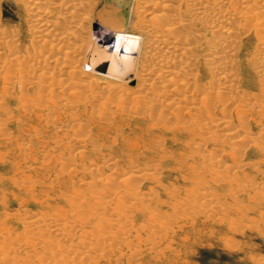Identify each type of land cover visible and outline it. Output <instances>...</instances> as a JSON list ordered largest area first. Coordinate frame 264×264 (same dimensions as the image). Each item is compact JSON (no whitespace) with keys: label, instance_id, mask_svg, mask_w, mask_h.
Instances as JSON below:
<instances>
[{"label":"rangeland","instance_id":"1","mask_svg":"<svg viewBox=\"0 0 264 264\" xmlns=\"http://www.w3.org/2000/svg\"><path fill=\"white\" fill-rule=\"evenodd\" d=\"M138 1L140 0L136 2L135 0H44V2L43 0H39V3H41H37L35 7L40 9L38 10L36 8L37 11H34L35 13L32 15L29 11L30 7L25 3V0H0V29L1 31L5 30L4 33L10 36L12 35V40H16L15 42L12 41V44L21 52L22 56L29 53L30 47L33 44L30 42H34L35 36L40 33L38 32L39 29L34 26L44 20L56 22V19L58 20L57 23H59L57 29L59 32L56 30L57 33L70 35L72 39L75 36L78 38L81 37V39L86 42L93 41L90 37L94 36L93 39L97 41V44L100 43L99 45L105 46L108 49L110 48L115 53L125 52L129 48L127 41L135 36V30L132 24L133 19L136 17L135 14H138L139 18L142 17L141 19L147 20L150 14L156 12V10H152L151 5H146L147 0H141L142 2ZM150 1L152 2L153 0H149L147 3H150ZM185 1L189 3L193 0ZM55 3L57 5H59V3L60 5L65 4L62 5V8L64 6L65 9L63 8L61 11L55 12L52 11L51 8ZM80 4L83 7L82 10L80 9ZM84 4L85 6H83ZM135 5L138 7H136L134 11ZM143 5L149 9L146 10V7L144 8ZM78 7L81 11H79ZM89 9L91 11H89ZM69 10L74 11L77 15L76 18H79L78 21L76 18V20H70L73 24L70 21L62 20L65 18L66 13L70 12ZM144 11L147 12L145 13ZM58 15L63 17L61 18ZM79 15L83 18H80ZM86 15L88 16L86 17ZM84 17L88 18L87 22H89L88 20L90 19L89 24L85 23L86 19H84ZM82 19L85 22H83ZM95 19L98 23L94 21ZM117 20L121 21V24H124L123 21L126 20L125 26L118 29L117 26L119 21L117 22ZM91 21H94V23H92L95 24V26ZM128 22L131 23L128 24ZM110 24V27L107 26ZM60 25L64 26V28H60ZM84 25H87V31L91 30L92 27V32L90 31L91 35L89 34V36H87L84 34L86 31L82 29ZM73 26L75 27L73 28ZM79 26L82 28L80 27V29ZM132 27L133 31H130ZM68 29L70 33L73 34L72 37ZM72 30H74L73 32L75 33L71 32ZM99 30H102V32H99ZM62 31H66L68 34ZM102 33H105V35H102ZM239 34L238 38L241 39L238 46L239 53L237 52L238 58H236V64L238 61L239 65H235L233 68L234 71L232 69H230V71L236 76V86H239L240 89L242 88L245 92L247 91L246 93L243 92L246 96L248 95L247 102L257 103L261 98L260 96L263 95L264 89L259 84V78L249 65V62L251 63L256 57V54H253L256 50L255 37L253 31L246 35H241L239 31ZM74 40L77 41L78 39L74 38ZM25 46L27 49H25ZM26 50L28 52H25ZM201 54H203V52ZM23 57H25V55ZM197 63L201 66L195 63L194 69H197L194 76L195 82L191 85L194 80L190 79L188 80L189 82L187 81L188 83L191 82V87L188 86L190 89L180 86L177 87L178 89L176 91L178 92H171L168 94V98H171L169 101L172 100L171 102L180 104V109H182V111L180 110L181 112H179V115L183 117L179 118V121L184 118L180 121V123L183 122V124L181 123L183 126L176 121V119L178 120V116L175 113V109V111L173 110L174 112L172 109H170V111L171 114L173 112L176 116L171 114L164 115L162 118L165 117V120H161L160 114L162 112L160 113L159 111H161L160 109H163V107L159 106V104L157 105V103L155 104L153 101L152 97L154 93H152V95L149 94V97L146 95L147 97L144 98L147 104L145 102L138 104H141L139 106L140 109L137 103H131V105H129V103H88L87 106V103L82 104L75 102L70 103V105H68L69 103H65L68 107L64 106V103H61L62 107L59 108L53 107L52 104L49 103L50 105L46 108L50 107V109H47V111L49 113L51 111L58 113L51 112L49 115L44 106L45 111L43 110L41 104L37 107L35 106L36 104H32L34 105L33 107L30 105L31 103H27L31 107L26 108L28 107L26 105V107L21 108L22 103L20 104V100H18L16 96L19 94V91L17 88H10L8 85L5 86L6 82L4 83L2 80L5 79L3 76L5 77L6 74L4 75V70H0V129L3 127L5 133L0 135L3 137V135L5 136L7 134L6 137H8H4V140L1 138L2 141H0V235L4 234L5 231V233L7 232L8 234H4L3 236L6 237L7 235L6 239L14 242L15 239L13 241V238H16L15 235L21 237L24 231L22 222L26 221L25 219L28 216H35L34 218L40 216L46 218L58 217V220L61 222L72 223L74 221V216L72 214L74 213L70 205L61 200L57 191L64 190L66 194L68 192V195H70L69 191L72 190L73 185H77V187L79 185V188L82 190H89L91 181L95 182L111 174L115 177L118 173H121L120 170L132 169L133 171H138L140 169L146 172H144V178L135 183V187L137 188H135L137 190H135V193L142 197L140 198L141 200H144L141 201L142 204L140 202L135 204L134 211L131 209L132 212L130 214L132 217H130V219L127 218L124 221H122L123 219L116 221V217L109 214L108 216L111 215L110 218L106 215V218L108 217L107 220H102L103 224H112L110 228H108V231H110L108 233L113 232V234L115 235L116 233L115 236H117L114 244L113 241H109L108 243H111L112 246L114 245L112 253H110V250H112L110 248H112V246H109L110 250L107 248L109 252L105 250L108 254L106 252V255L103 254L104 251H100V254L98 251L90 256H80L81 259L77 258L78 262L76 259H73L74 255H71L69 256L71 261L68 264H71L73 260L75 261L73 264H88L90 263L89 261L92 262L91 264H264V149L262 148L264 147V118L257 115L259 114L257 109L251 110L245 100L241 101L236 99V101L234 100L235 104H233V102H230L227 96L224 95V100L226 99L225 102L224 100H220V103H215L208 100L206 103L205 97H203L205 101H202L203 92H206V95L207 92L211 91L209 95H212L214 98V91L218 89H213V83L212 85L210 84L211 80L213 82L214 79L212 78L213 76H211V72L213 71L212 68H215L213 67L214 65H204L205 63L202 61ZM178 78L182 79V77ZM138 84L139 81L137 80L131 83H125L124 87H127V91L125 92L131 94L135 91ZM199 86L200 90L197 91L201 92V94L197 92L195 93L196 99L194 97L189 102L183 103V101H186L180 98L182 97L180 94L188 96L194 93ZM4 88L8 90L5 91ZM4 91L9 95L6 96ZM179 91H182V93L180 92L179 94ZM220 91L221 89L218 90V92ZM44 93L45 92L38 91L37 89L27 90V95L33 98L34 101L38 100V94L41 95V98H46ZM57 93L59 97L64 96L68 97L70 100H74V98L66 95L67 92ZM147 100L150 101L147 102ZM227 100L231 104H228ZM222 102L223 104H221ZM238 102L241 105L243 104V106ZM142 104H146L145 108ZM154 104L157 105V108L153 107L155 106ZM84 105L88 108H85ZM104 105L113 110L112 116L107 114L108 117L110 116L112 119L103 118ZM245 105L249 109L246 107L244 108ZM39 106L40 108H38ZM147 106L149 107V112L152 111L150 108L152 109L153 107L152 112L154 113H149ZM100 107H102L103 110H101ZM111 107H114V109ZM204 107L205 109H203ZM25 108L27 110H25ZM135 109L136 112L134 111ZM137 109L141 114H137ZM197 109H200V112L201 110L205 111L209 109L208 111L211 115L213 114V116H207L206 113L199 114L200 112H198ZM237 109L239 111V116H237ZM4 110H7V112L4 113ZM122 110L124 112L121 115ZM196 110L198 115L196 114ZM244 111H246V113ZM43 112H45V114ZM146 112L149 113V117ZM243 112L247 115H242ZM157 113L158 116H156ZM46 114L50 116H47L49 119L45 117ZM51 114L54 115L52 116ZM240 115L245 118L247 117L242 122L243 126L240 125L241 122L238 120ZM166 116L172 118L168 117V119ZM71 118L76 120V123L73 125L71 122H67V120L72 121ZM173 118H175V120ZM157 119L160 120L158 121ZM170 119H172V122H170ZM223 120L231 122V128L233 127V129H231L232 131H239H237L239 135L237 136L238 138H233L235 139L234 141H236L234 150L236 151L237 149V153L231 152L233 150L232 144L230 145L232 139L226 140L228 131L225 129L229 128L222 129L223 132H219L217 129L219 127L217 122ZM59 121L65 123L66 126L59 129L61 124L58 123ZM191 121L193 123L194 121L197 122L196 124L206 123V132H199V126H194L191 124ZM161 123H163V125ZM164 123L166 126H164ZM188 126H191V128L188 129ZM244 127H246V129ZM65 128H67L66 131ZM242 128L245 129L243 132ZM208 130H211L210 133L213 132L210 134ZM245 131H247V133ZM223 133L225 134L223 135ZM209 135L211 137L217 135L218 139L215 136V140H212ZM80 137L81 139H86L87 144L78 149L80 150L78 151L75 150L74 145L70 144H74L76 139L79 140ZM222 137H224V139ZM245 138L248 139L246 140ZM250 138L251 141L249 140ZM253 140L256 141L257 145ZM258 144L260 145L258 146ZM70 147L73 149H68ZM229 151L232 153V156L235 153L238 164L243 163L241 166L243 165L242 171H244V173L240 174L239 178L237 177L238 175L236 176L235 174L237 162L233 158L234 156L231 157V155H229ZM80 152L85 156H78ZM224 152L227 153L223 154ZM198 154H202V157L208 156L214 162L208 160V157H204L206 161L201 162L202 157ZM72 156L75 160L77 157L80 158L82 163H80L78 159L79 162L76 161L79 167H71L70 169L68 165ZM95 156H98V158ZM207 160L208 162L210 161L209 164H206ZM218 160H220V162L222 161V163H215ZM93 162L96 167L93 165ZM66 163V173H62V165L65 164L64 166H66ZM79 163L87 167L91 166L101 173L97 174L96 178L92 177L90 173H87L89 169L84 170ZM107 163H110V168L107 167ZM211 164L213 166H211ZM82 169L83 173L79 172ZM76 172L77 174L75 175L74 173ZM216 172H219V174ZM148 173L150 175H148ZM234 174L237 178L234 177ZM91 177L95 178V181L93 179L91 180ZM232 178L233 180H231ZM73 180L76 181V185L73 184L75 182ZM81 185L85 186L81 187ZM203 193H208V196L206 198H201L200 195ZM83 211V217H89L90 211L85 208H83ZM119 223L121 225L123 224L122 226H124L126 230ZM113 226L115 227L114 229ZM143 226H145V230ZM128 228H131L133 231L131 233L127 232ZM135 229L137 231H135ZM121 230H124V232ZM10 234H12V236ZM11 241H8V244L5 245L0 239V248L2 249L4 247L5 251L7 250L6 253H9L8 249L11 248H8V246L9 243H12ZM5 251L3 250L0 252V256H2L1 254ZM34 258L35 257L31 258L33 261L29 258V262L31 264H40L38 263L39 261H35L37 257Z\"/></svg>","mask_w":264,"mask_h":264},{"label":"bare ground","instance_id":"2","mask_svg":"<svg viewBox=\"0 0 264 264\" xmlns=\"http://www.w3.org/2000/svg\"><path fill=\"white\" fill-rule=\"evenodd\" d=\"M136 1L137 0H135V2ZM140 1H138V2H140ZM147 1H149V0H147ZM147 1H146V5L147 6L151 5L152 10H156V12L155 13L153 12L152 14H150L149 18L147 20L141 19L142 17L139 18L138 17L139 15L135 14L136 17L133 19V23H132L134 30H135L134 31L135 36H134V38H132V39L130 38V40L127 41V45L129 48L125 52H116L115 53L110 48L108 49L105 46L99 45L100 44L99 42H98L99 44H97V41L95 39H93L94 36L90 37L93 41L86 42L85 40H82L81 37L78 38L77 36H75V34H74L75 37H73V39H72V38H70V35H63V34L57 33L56 30L58 29L59 23H57L58 20L55 18L56 22L44 20V21L37 23V25L34 22V24L36 26H34V24H33V26L37 27V29H39L38 32H40L41 34L39 33L38 35L35 36L36 37L35 39L33 38L34 42H30L31 44L32 43L33 44L30 47L29 53H26L27 55L24 54L25 57H23L24 55L22 56L21 52L17 48L14 47L15 45L13 46L12 41L15 42L16 40H12V37H11L12 35L10 36L7 33H4L5 30L1 31V29H0V70H4V72H5L4 75L6 74L5 77L2 75L3 78H5L2 81L4 83L6 82V85L5 84L4 85L5 86L8 85V87H10V88H17V90L19 91V94H17L16 96H17V99L20 100V104L22 103L21 108L26 107V105L28 106L26 108H29V107H31L30 105H32V104H36L35 105L36 107L41 104L42 105L41 107L44 106L46 108L48 105H50L49 103H51L53 107L59 108V107H62L61 103H64L63 105L67 106V105H65V103H67V104L69 103L68 105H70V103H75V102L76 103H82V104L87 103L86 104L87 106H88V103H90V104L91 103H100V104L101 103H125V104L129 103V105H131V103H133V104L137 103V105H138L139 103H143V102L146 103V99H144V98H146L147 96L149 97V94L152 95V93H154V95L152 97L153 101L155 102V104L157 103V105L159 104V106L163 107V109L162 108L160 109L161 111H159V109H158V111L160 113L162 112L160 114V116H161L160 118H162L164 115L171 114L170 109H172V111L175 109L176 110L175 113L178 116V120L176 119V121L179 122V124H181V123L183 124V122L180 123V121H182L184 118L179 121V118L183 117V116L179 115V112L182 111V109H180V104L176 103V102H171L172 100L169 101V99H171V98H168V94H170L171 92H173V93L178 92V91H176L178 89L177 87L181 86L183 88H186L188 86L191 87V85H193V83L195 82L194 76H195L196 70H197V69L195 70L194 67L196 64H198L197 62L200 63V61H202L205 63V64L203 63L204 65H208V66L214 65L213 67H215V68H212L213 71L211 70L212 71L211 76H213L212 78H214V79H213V82L211 80L210 84L212 85V83H213V87L211 86L213 89H215V90L221 89V91H222V92L221 91L218 92V90L214 91L215 95H213L214 96V98H213L212 95H209V92L211 93V91L207 92V94L205 95L206 92H203V90H202V92L204 94V95L202 94L203 96L200 95V96H202V101L203 100L205 101V99H203V97H205L206 103L208 102V100L215 102V103H220L221 102L220 100H224V97H225L224 95H226L227 98L230 100V102H233V104H235L234 100L236 101V99H239L241 101L245 100L246 102L248 101V99H247L248 95L246 96V94H244L247 91L245 92V91H243L242 88H241L242 89L241 90L239 86H236V78H235L236 76L233 75L234 73L232 74L230 69H232L234 71L233 68L235 67V65L238 64V61L236 64V58H238L237 52L239 51L238 46L240 44V39H241V38L240 39L238 38L240 35L239 31L241 32V35H246L249 32L252 33V31H253L255 41H256V44L254 43L256 45L255 46L256 50H255V53H253V54L254 55L256 54L255 55L256 57L254 56L255 58L251 61V63L249 62V65L251 66V69H253V71L255 72L256 76L259 78V84L264 89V0H215V1L214 0H193L189 3H187L185 0H153L152 2L150 1V3H147ZM43 2H44V0H43ZM25 3L30 7V9H29L30 13L32 15H34V13L37 11L36 10L37 7H35V6L37 3H39V0H25ZM62 5H65V4L60 5V3H59V5H57L55 3L52 6L51 10L54 12L59 11V10L61 11L63 8L65 9L64 6L62 8ZM137 5L134 6V11L136 10L135 8L138 7ZM83 6H85V4ZM145 7L146 6H144V8ZM69 8H70V5H69ZM78 9H79V7H78ZM80 9L81 10L83 9L82 5H81ZM80 9H79V11H81ZM138 9H140V8H138ZM148 9L146 7V10H148ZM44 11H45V9H44ZM44 11H41V12H44ZM47 11H48V9H47ZM50 11H49V13H50ZM89 11H91V10L89 9ZM141 11L143 12L142 9H141ZM102 12H104V11H102ZM76 16L77 15L74 11H70V12L66 13L65 18L62 20L70 21V20L75 19ZM87 16L88 15H86V17ZM118 16H120V15H118ZM59 17H61V16H59ZM81 17L82 16H80V18ZM86 17H84V19H86L85 20L86 22L83 21V19H82V21L89 24L90 19L88 20L89 22H87L88 18H86ZM78 19H77V21H78ZM37 21H38V19H37ZM67 21H66V23H67ZM94 21L97 22L96 19ZM94 21H91V23L92 22L94 23ZM118 21L119 20H117V22ZM125 22H126V20L123 21L124 24H125ZM129 23H131V22H128V24ZM74 24H76V23H74ZM124 24H121V21H119L118 26H117L118 29L123 28V26H125ZM61 25H60V28L61 27L64 28V26H61ZM79 25H80V23H79ZM93 25L95 26V24H93ZM75 26H78V25H75ZM75 26H73V28ZM84 26H83V28L81 26H79V28L81 27L83 30L88 29L86 27L87 25H84ZM107 26L110 27L111 24L107 25ZM133 27H132V30L130 29V31H133ZM73 28H71V29H73ZM130 28H131V26H130ZM74 30H72L71 32H73ZM83 30H82V32H83ZM91 30H92V27H91ZM91 30H88V31L86 30L85 31L86 33L84 32V34H86L87 36H89V34L91 35V33H90ZM76 31H78V30H76ZM100 31L102 32V30H99V32ZM62 32L65 33L66 31H62ZM68 32H69V34H71L69 29H68ZM73 33H75V32H73ZM129 33L133 34L132 32H129ZM124 34H126V33H124ZM72 35L73 34H71V37H72ZM102 35H105V33H102ZM129 36H130V34H129ZM74 38H77L78 40L75 41ZM25 49H27V47ZM23 50H24V48H23ZM25 52H28V51L26 50ZM202 52H203V54H201ZM199 66H201V65H199ZM237 66H236V68H237ZM194 70H195V72H194ZM235 72H237V71H235ZM238 75H237V78H238ZM178 77H182V79H179ZM190 79L194 80V81L191 80L192 81L191 85H190L191 82L188 83L189 82L188 80H190ZM136 80L139 81V84L136 86L137 88H135V91L132 92L131 94H128L127 92H125V91H127V89H126L127 87L126 86L124 87V84L125 83H131V82L136 81ZM237 84H238V82H237ZM7 88L6 89L4 88V90L7 91L8 90ZM204 88H207V87H204ZM208 88H210V87H208ZM29 89L30 90L31 89L32 90L37 89L38 91L45 92L44 95H46L45 96L46 98L43 99V98H41V95L38 94V96H39V97L37 96L38 100L34 101L33 98H31L29 95H27V90H29ZM197 90H200V86H199V88H197L195 90L194 93H191L188 96L187 95H181L180 92L182 93V91H179L180 96H182L180 98L181 99L183 98V100L186 101V102L183 101V103H187V101L189 102L192 98H194L195 93L198 92ZM5 91H4V94H6ZM57 92H60V93L67 92L66 95L74 98V100H70L68 97H64V96L59 97V94ZM189 92H190V90H189ZM198 93L201 94V92H198ZM185 94H187V93H185ZM7 95H9V94L7 93L6 96ZM16 96H15V99H16ZM258 96H260V95H258ZM260 97L261 98L259 99V101L257 103H254V102L248 103L247 102V105L250 106L251 110L257 109L258 110L257 112L259 113L257 115H260L261 117L264 118V105H263L264 104V91H263V95ZM196 98L197 97H195V99ZM256 98H258V97H256ZM143 100H145V101H143ZM199 100H200V98H199ZM225 100H224V102H225ZM148 101H150V100H147V102ZM153 101H151V102H153ZM241 101H240V103H241ZM23 103L24 104L26 103L25 106ZM27 103H29V104L31 103V104L29 105ZM46 103H48V104H46ZM227 103L231 104V103H229L228 100H227ZM221 104H223V102ZM71 105H73V104H71ZM86 105H84V107L88 108ZM140 105H138V108ZM145 105H143L144 108H145ZM157 105H155V106L152 105V106L157 108ZM204 105H205V103H204ZM214 105H216V104H214ZM32 106L34 107V105H32ZM104 106H102V107H104ZM123 106H124V104H123ZM143 106H141V107H143ZM241 106H243V104ZM44 107H43V110L45 109ZM102 107H100V108H101V110L104 109L103 110V116H104L103 118H107V119L111 118L112 119V117H110V116H112L113 110H111L109 107L107 108L106 106L103 109H102ZM153 107H152V109L150 108V110L153 111ZM231 107H233V106H231ZM245 107L247 109H249L246 105L244 106V108ZM26 108H25V110H27ZM38 108H40V106ZM136 108H137V106H136ZM237 108H239V107H237ZM47 109L49 110L50 107L46 108V111H47ZM112 109H114V107ZM147 109L149 112V107ZM203 109H205V107ZM123 110H122L121 115L125 111V110L124 111ZM197 110H198V112H200V109H197ZM197 110H196V114H197ZM208 110L209 109H207L205 111L201 110V112L199 114L206 113L207 116H209V115H211V113ZM0 111H1V106H0ZM99 111H97V112H99ZM134 111L136 112V109ZM236 111H238V109ZM5 112H7V110L6 111L4 110V113ZM24 112H26V111H24ZM148 112H146V114H148L147 116L149 117V113H151V112H149V113ZM173 112L171 115H175V113H173ZM244 112L246 113V111H244ZM244 112L242 113V115L244 114ZM43 113L45 114V112H43ZM50 113H49V115H50ZM52 113L58 114L57 112H52ZM152 113H154V112H152ZM47 114L45 117L49 116ZM107 114H110V116L108 117ZM137 114H141V112L139 113V110H138ZM180 114H182V113H180ZM242 115H240V118L238 119L241 122L240 125H242L243 124L242 122L244 121V119L247 118V117L245 118ZM244 115L246 116L247 114H244ZM101 116H102V114H101ZM156 116H158V113L156 114ZM200 116H202V115H200ZM211 116H213V114ZM237 116H239V111H238ZM260 116H257V117H260ZM168 117L172 118L170 116H168ZM224 118H228V117H224ZM47 119H49V118L47 117ZM163 119L165 120V117L162 118L161 120H163ZM173 119L175 120V118H173ZM249 119H250V117H249ZM170 120H171L170 122H172V119H170ZM68 121L71 122L72 125L74 123H76L75 119H72V121L67 120V122ZM153 121H154V119H153ZM166 121H167V119H166ZM196 121H197V119H196ZM58 123H61V122L59 121ZM196 123L197 122H195V121H194V123L191 121V124H193L194 126H196V125L199 126V130H200L199 132H206V129H207L206 123H203V124H196ZM230 123L231 122H228L227 120L217 122V125L219 126L217 129L219 132H223L222 129L229 128V129H225L228 131V134L226 135L227 136L226 140L232 139L230 141V145L232 144L231 146H233V150H234L235 149L234 147H236V145H235L236 141H234L235 139H233V138L239 136L238 135L239 131L238 130H237L238 132L236 130L232 131L231 129H233V127L231 128ZM154 124H155V122H154ZM161 124L163 125V123H161ZM182 124H181V126H183ZM156 125H157V123H156ZM185 125H186V123H185ZM64 126H66V125H65V123L62 122L59 126V129H62ZM164 126H166L165 123H164ZM67 128H65V131ZM189 128H191V126H188V129ZM244 128L246 129V127H244ZM244 128H242L243 129L242 132L245 130ZM183 129H184V127H183ZM236 129H237V127H236ZM185 130H186V127H185ZM193 131H195V130H193ZM210 131L208 130V133H210ZM46 132H47V129H46ZM245 132L247 133V131H245ZM2 133H4L3 127H1V129H0V134L2 135ZM224 134L225 133H223V135ZM6 135L5 136L3 135V137L1 136L0 141L4 140V137L8 138V137H6ZM213 136L214 137L216 136V138L218 137L217 135H213ZM214 137L210 136V138H212V140H215ZM224 137H222V138L224 139ZM1 138H3V139L1 140ZM248 138H245V139L247 140ZM80 139H81V137H80ZM80 139L79 140L76 139V142L74 144H72L70 142L71 143L70 145L75 146V147L72 146L75 148V150H78L87 144L86 139H81V140ZM263 139H264V137H263ZM212 140H210V141H212ZM241 140H243V139H241ZM249 140L251 141V138ZM253 141L256 144V141L255 140H253ZM244 144H246V143H244ZM259 145L260 144H258V146ZM69 146H67V147H69ZM262 148L264 149V147H262ZM68 149H73V148L70 147ZM221 149H223V148H221ZM263 149H261V150H263ZM189 150H190V147H189ZM233 150L231 152L237 153V151H238L237 149H236V151L235 150L233 151ZM78 151H80V150H78ZM231 152L229 151V155H231V157L234 156L233 158L236 161L237 157H235L236 156L235 153L232 156ZM193 153H195V152H193ZM226 153L227 152H224L223 154H226ZM81 155H82V152L78 153V156H81ZM205 155H207V154H205ZM82 156L84 157L85 155H82ZM199 156L202 157V154ZM95 157L98 158V156H95ZM204 157L207 158L208 156H204ZM204 157H202L203 159L201 158V160H202L201 162L206 161V158H204ZM71 158L69 160L70 163L68 165L70 167V169H71V167H74V168L79 167L77 165L78 159L80 160V163H82L81 159L78 157L76 159L77 161L75 160V158L73 159V156ZM233 158H231V159H233ZM208 160H211V158H209ZM208 160H207V162H208ZM207 162H206V164H209L210 161L208 163ZM211 162H214V161L211 160ZM236 162H237L236 166L234 165L236 168L235 174H236V176L238 175L237 177L239 178V175L244 173V171H242L243 165L241 166V164H243V163H239L240 164L239 165L238 161H236ZM80 163H79V165H80ZM215 163L220 164V163H222V161L220 162V160H218ZM112 164L115 165L114 163H112ZM64 165H62V167H63L62 171H61L62 173H64V172L66 173L65 169L67 168V163H66V166H64ZM93 165H95V163ZM107 165H108L107 167H109L110 163H107ZM80 166L83 167L84 170L89 169L88 170L89 172H87V173H90L92 177L96 178V175L101 173L100 171L98 172V170L96 171V169H94L91 166L90 167L89 166L87 167L84 165H80ZM211 166H213V165L211 164ZM95 167H96V165H95ZM83 169L79 172H82ZM120 172L121 173L120 174L118 173V175L115 177L113 176V174H111V175H108L107 177H102L97 181L94 180L95 178L91 177L90 179L91 180L93 179L95 182H92V181H91V183L89 182L90 183V185H89L90 189L89 190H82L81 188H79L80 187L79 185L77 187L76 181L73 180V181H75L73 184H75L76 186H74V185L72 186V190H70L71 193L69 191L70 195H68V192L66 194L64 192V190L63 191H57L58 196L61 198V200H63L65 203H68L70 205L72 212L74 213V214H72L74 216L73 217L74 221L72 223L61 222L58 220V217H56V218H48L47 217L46 218V217L40 216V217L34 218L35 216H33V217L28 216L29 218L26 217V219H25L26 221L22 222V227L24 228V231L22 232L21 237H17V235H15L16 238H13V241L15 239L14 242H12L11 240H7L6 239L7 235H6V237L3 236L4 234H8L7 232L5 233V231H4V234L0 235L1 241L4 242L5 245L8 244V241H11L12 243H9V246H8V248H11V249H8L6 247L8 249L9 253H6L7 250L5 251V249L3 247L4 245L2 243V245H3L2 249L5 252L3 254H1L2 256H0V264H26L29 262V258L31 259L32 257H35V258L37 257V260H35V261H39L38 263H40V264H49V263L50 264H68L71 261L69 259L70 258L69 256H71V255L72 256L74 255L73 259H76V261L78 262L77 258L81 259L82 256H88V255L90 256L91 254H95L98 251H99V253H100V251H104L103 254H105V252L108 254V252H109L108 250L112 249V250H110L111 251L110 253H112L114 245L112 246L111 243L110 244H108V243H109V241H113V244H114L117 236H115L116 233H115V235L113 234V232L108 233V232H110V231H108V228H110V226L112 224H110V225H107V223L103 224L102 220H104V219L107 220L108 217L110 218L111 215L108 216L109 214H112V216H115L116 221H118L120 219H123L122 221H124L125 219H127V218L130 219V217H132L130 213L132 212V210L134 211L135 204L137 202L141 203V201L143 200V199L142 200L140 199L142 197H140L139 195H137L135 193V190L137 189L135 187V183L138 180H142L144 178V176H145L144 172H146V171H143L140 169L138 171H136V170L133 171L131 169V170H123V171L120 170ZM74 174L76 175L77 172ZM217 174H219V172ZM235 174H234V177H235ZM70 175L73 176L72 174H70ZM148 175H150V174L148 173ZM219 176H221V175H219ZM61 177H62V175H61ZM237 177H235V178H237ZM231 180H233V178ZM232 182H234V181H232ZM82 186H85V185H81V187ZM207 194L208 193H203L200 195V197L206 198L208 196ZM81 199H82V201H81ZM144 205H142V206H144ZM83 208L90 211L89 217H87V218H86V216L83 217V213H82V212H84ZM106 215L108 216L107 218H106ZM109 222H110V220H109ZM122 227H124V226H122ZM143 227H144L143 229L145 230V226H143ZM114 228L115 227L113 226V229ZM131 228H128L127 232L131 233L133 231V230H131ZM124 229H125V227H124ZM135 231H137V230L135 229ZM122 232H124V230ZM10 235L12 236V234H10ZM124 236H125V234H124ZM10 237H9V239H10ZM121 237H123V236H121ZM11 239H12V237H11ZM109 246L110 247L112 246V248H110ZM107 248H108V250H107ZM2 249L0 248V250H1L0 252L3 251ZM105 250H107L108 252ZM98 256H99V254H98ZM99 259H101V258H99ZM86 260H84V261H86ZM91 260H92V258H91ZM93 260H94V258H93ZM73 262H75V261L73 260L71 264H73ZM89 262L90 263H88L86 261V263H88V264L92 263L91 261H89ZM83 264H85V263H83Z\"/></svg>","mask_w":264,"mask_h":264}]
</instances>
